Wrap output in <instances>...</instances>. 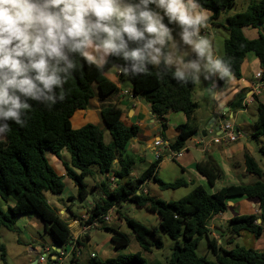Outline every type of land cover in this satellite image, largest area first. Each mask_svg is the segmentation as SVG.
Returning a JSON list of instances; mask_svg holds the SVG:
<instances>
[{"label": "trees", "instance_id": "trees-1", "mask_svg": "<svg viewBox=\"0 0 264 264\" xmlns=\"http://www.w3.org/2000/svg\"><path fill=\"white\" fill-rule=\"evenodd\" d=\"M236 0H197L199 9L208 11L211 16L207 22L212 26L226 8ZM226 30L229 34L224 44L221 60L229 68L228 75L241 78V66L246 54L254 53L260 61L262 81L264 82V0L253 2L246 11L228 16ZM261 28L256 40L248 39L245 28ZM83 66L77 70L65 85L66 97L50 109L43 104L31 102L32 107L23 117V126L9 122L10 130L0 141V201H4L7 210L0 207V229L5 228L17 232L16 223L27 215L37 216L44 224V230L55 245L66 247L72 240L71 229L58 211L43 196V192L62 195L64 182L47 159L50 152L63 163L65 176L78 187L79 197L87 196L85 179L93 176L92 166L96 165L105 182H101V194L95 203L90 222L103 217L111 209L123 203H132L138 208L158 215L159 228L149 230L134 219L124 217L125 224L132 232V237L140 247L151 253L163 248L160 230L173 241L172 256L166 264H264V251L254 248L232 245L228 241L223 246V236L214 237L210 223L217 215L227 212L229 202L245 198L259 203L258 213L236 216L222 227L221 232L234 238H256L264 236V171L248 154L244 157L247 173L257 177V181L249 185H231L217 192L210 193L207 188L194 185L184 179L173 183H165L155 177L158 163H153L142 177L133 181L130 177L133 159L124 157L128 143L136 138L139 129L127 127L123 121V111L114 103L118 93L117 86L111 82L106 73L112 64H123L121 60H110L103 69L80 61ZM122 82L129 81L133 86L135 97H142L150 105L152 113L162 124L163 132L168 129L167 115L171 112H182L188 122L179 129V136L170 149L180 152L197 132L193 128L199 104L193 98L195 81L178 82L170 70L163 67H150L147 73L135 76L121 72ZM224 78L219 81L222 85ZM96 96L102 101L101 116L111 142H105V133L99 127L88 124L80 129H73L71 119L78 110H85ZM243 99H238L237 107H241ZM255 140L264 139V104L258 103V116L255 122ZM67 151L71 156L68 163L62 156ZM264 157V146L261 148ZM117 162V163H116ZM118 168L115 169V165ZM199 174L206 178L209 187L213 188L220 178L218 169L210 162L197 164ZM115 177L117 187H109L110 177ZM155 180L162 191L177 190L193 186L191 192L177 201L165 202L143 194L140 186L147 180ZM12 200V201H9ZM117 213L120 214L119 211ZM261 220V223L258 221ZM112 235V242L117 250L130 244V237L119 229L106 228ZM251 237V238H248ZM206 238L208 253L200 257L197 250L200 242ZM1 259L5 261L6 249L0 248ZM212 254L215 260L208 258ZM90 264H163L150 263L141 253L118 256L115 259L99 261L93 258Z\"/></svg>", "mask_w": 264, "mask_h": 264}, {"label": "clouds", "instance_id": "clouds-1", "mask_svg": "<svg viewBox=\"0 0 264 264\" xmlns=\"http://www.w3.org/2000/svg\"><path fill=\"white\" fill-rule=\"evenodd\" d=\"M198 9L197 0H0V135L10 121L25 124L31 102H63L80 61L103 69L121 60L112 70L131 76L163 67L178 82L227 76Z\"/></svg>", "mask_w": 264, "mask_h": 264}, {"label": "crops", "instance_id": "crops-1", "mask_svg": "<svg viewBox=\"0 0 264 264\" xmlns=\"http://www.w3.org/2000/svg\"><path fill=\"white\" fill-rule=\"evenodd\" d=\"M200 10V9H198ZM208 13L207 19L211 16V13L208 11H204ZM206 19V20H207ZM206 22V21H205ZM204 22V23H205ZM203 23V24H204ZM208 24V22H207ZM209 24L207 25V27ZM210 27V26H209ZM203 27H200V33L203 32ZM261 32V28H245L244 34L250 40H256L259 38ZM262 72L260 61L254 53L246 54L245 61L241 66V78L237 79L232 75H227L221 77L219 74L213 77L214 83L211 85V91H215V96L212 99L214 101V105L212 104L213 113L203 116L202 118L197 113L195 117H193L192 124L193 128L197 130L198 136L196 133L187 143L185 147L186 152L183 157L179 160L171 161V160H162L159 161L158 167L155 172V177L159 178L161 172L164 171H173L177 172L179 176H177V180L184 179L188 182H191L194 185H199L207 188L210 193L217 192L218 190L231 186V185H247L245 182L247 179H253V175L247 173L244 157L245 155H249L258 163L260 166L263 163L264 157L262 155V161L260 154L256 155V149L252 146L251 140H255L253 138V134L255 133V122L258 116V103L264 104V89L260 92H254V84L258 82L256 79V75ZM107 78L113 82L117 88L118 93L113 98L114 103L123 111L124 118L123 121L127 127L136 126L139 129V133L136 138H133L127 145L124 151V157H128L135 161V164L131 168L130 177L133 181L139 180L142 175L151 167L153 163H157L156 153L161 151L164 155H167L171 149L170 144H173L177 137L179 136V127L186 124L188 122L187 116L182 112H171L167 115L168 120V129L163 132L162 124L159 119L152 113L150 105L146 102L142 97H135L133 94V86L129 82L126 85H122L123 82L120 79L121 71H116L109 69L106 73ZM224 78V82L222 85L219 84V81ZM124 91H132L133 97L125 96L122 93ZM243 99L241 103V107H237L238 99ZM195 100V97H193ZM196 101V100H195ZM197 102V101H196ZM198 103V102H197ZM102 101L99 99V96H96L93 100L90 101L89 106L85 110H78L75 112L74 116L71 119L73 129H80L88 124H93L99 127L104 131L106 128L104 120L101 116V108L100 105ZM256 104L255 111L252 112L253 105ZM200 107V106H199ZM200 108L198 109V111ZM216 118L215 125H219L220 123L230 121L233 123L241 132V138L231 144H220L214 145L209 144L206 148V151H203L201 148L197 147L194 144V141L201 136V131L207 126V124L211 121V119ZM250 129L252 131L251 135L245 129ZM105 133V131H104ZM109 133V132H108ZM110 135V134H109ZM161 139L164 143V146L161 148H155V142ZM264 140V139H260ZM111 142V141H110ZM264 143H262V147ZM62 152V156L64 157L66 162H70L71 159L67 158V155ZM67 152V151H66ZM47 155V154H46ZM52 158L55 156L52 154ZM56 158V157H55ZM57 159V158H56ZM57 164L62 166V168L58 169L57 174L64 178L65 182L67 177L65 176V169L63 167V163L57 159ZM201 162H210L213 164L220 173V178L216 182L213 188L209 187L208 182L205 177L198 173L196 166ZM117 163V162H116ZM52 166V165H51ZM118 168V165H115V169ZM260 168L264 171V167L260 166ZM176 180V181H177ZM153 178L151 180L145 181L140 189L143 194H147L150 196V188L152 182H154ZM165 183L166 182L163 180ZM255 183V182H253ZM252 183V184H253ZM100 184L94 186L95 190L98 192V196L105 198L101 194ZM249 185V184H248ZM191 190L193 186H188ZM185 187V188H188ZM190 190V191H191ZM175 191V190H173ZM58 196V197H57ZM56 197L58 199H56ZM53 199H47L48 203L58 211L61 218L68 223L72 236L74 238H78L77 240V250H79L76 255H72L69 259H66L63 264H67L70 260L69 264H90L93 258L99 261H107L111 259H115L120 256V250H117L112 242V235L109 233L106 228H109V224L113 222V216H117L118 220V228L123 232L122 227L124 224L123 217L121 214L117 213L119 208L122 206H117L114 209V215L111 217V222L106 223L104 220L99 222V229L95 232H105L107 237L105 236L104 242L101 245L94 243L93 236L94 233H90L86 237L80 236L83 228L85 226V220L87 217L92 215V212L95 208V203L98 199L93 200L90 204L89 208H86L83 212L76 213L72 207L81 208L82 200L75 199V197L71 194L70 197L65 196L64 192L62 195H56ZM157 199H160L157 197ZM67 200V202H65ZM1 202V201H0ZM232 204H228L229 209L227 212L217 215L213 218L210 229L213 232V236L216 237L217 230L221 229L226 225L228 221L233 219L236 216L247 215L252 213H258L259 203L257 201H252L245 198H239L231 202ZM13 203H9L8 205H12ZM80 204V205H79ZM8 205L5 203L0 205L3 211L7 210ZM58 207H62L59 209ZM137 207V206H136ZM243 207V208H242ZM241 209H246L247 214H242ZM238 213V214H237ZM156 215V214H154ZM156 219L159 221L158 215H156ZM30 220V221H28ZM19 225H22L21 228ZM32 225L35 229L42 228L44 229L43 222L35 215H27L21 217L17 220L16 227L17 232L26 230ZM221 225V226H220ZM26 226V227H25ZM21 229V230H20ZM116 229V228H114ZM45 231V230H44ZM16 233V232H14ZM27 233V232H26ZM46 233V232H45ZM80 236V237H79ZM133 238V237H132ZM217 238V237H216ZM36 240V239H35ZM18 244V249L20 252H23L22 248H25L27 254L24 256L27 258L28 264H35L36 259L40 256L44 255V250L46 248L59 249L61 246L52 245L45 246L46 244L41 243L40 241L36 243L33 241V244H26L24 247L23 243L20 241L16 242ZM21 243V244H20ZM4 247L6 249V255H8L7 247L3 245L1 242L0 248ZM67 250H69L70 246H66ZM140 253V252H138ZM95 256V257H93ZM101 257V258H100ZM55 259V254L52 255L51 260ZM38 264V262H37ZM52 264H58L53 261Z\"/></svg>", "mask_w": 264, "mask_h": 264}, {"label": "rangeland", "instance_id": "rangeland-1", "mask_svg": "<svg viewBox=\"0 0 264 264\" xmlns=\"http://www.w3.org/2000/svg\"><path fill=\"white\" fill-rule=\"evenodd\" d=\"M260 1L261 0H236L232 6L226 8L225 10L221 12L219 19L215 21L216 23L215 25L212 26L210 23H208L210 27L209 26L207 27L208 25L207 20L204 24L201 25L204 30L202 33H200V35L208 41V51L213 56L214 59L221 58V56L224 53L225 41L229 37V34L226 30L227 17L234 15V14L242 13L246 11L247 8L253 2H260ZM207 15L208 13H206V16ZM176 31H179V29H177ZM188 58L189 57L185 55L181 57V60H187ZM214 76L215 75H209V76L201 75L199 79L195 81V86L193 87V97H195V100L198 102L200 106L199 107L200 110L197 111V116L199 115L201 118L210 113L211 114L213 113L212 104L214 105L215 103L212 99L214 98L216 92L215 91L210 92V90H211V85L214 83V80H213ZM127 83H129V81L123 82L122 85H126ZM253 107L254 108H252V112L253 113L257 112V110L255 111V108L257 107L256 104L253 105ZM245 130H247L248 133L250 131L249 134L251 135L252 131L250 129L246 128ZM104 131H105V142L109 143L111 141V136L109 135L106 128L104 129ZM213 136L214 135H208V137L205 139V143L212 144L211 140L213 139ZM3 140H4V137L0 135V141H3ZM250 142L252 143V146L257 151L256 155L260 154L262 143H264V140H253V139L251 140V137H250ZM64 153L65 155H67V158L71 159V156L68 152L65 151ZM51 155L52 154L48 152L47 159L49 160V163L52 165V167L57 171L58 169L62 168V166L61 164L58 165L57 159L55 157L52 158ZM257 156H260L261 161H262V155L260 154ZM260 166L264 167V160ZM91 169L93 171V176L87 177L85 179V183L87 185V196L84 197V200H82L81 208L72 207L76 213L83 212L86 208H89L93 200L99 199L98 192L95 190L94 186L96 185V183L99 184L101 182H105V178L101 175L96 165H93ZM177 176H179L177 172L174 173L173 171H164L160 173L159 178L161 179L159 180H162V181L164 180L166 182L173 183L177 180L178 178ZM252 178L253 179L251 178L247 179L245 184L247 185L252 184L253 182H256L258 180L257 177L255 176H253ZM64 185H65L64 194L65 196H67V199L72 194L75 197V199L79 201L80 197H79L78 187L73 183V181L67 178V180L64 182ZM149 188H150L151 197L153 198L159 197L160 200H163L165 202L180 200L181 198H184L191 192L190 191L191 187L190 188L189 187L179 188L175 191L173 190L162 191L159 188L158 182L156 181L152 182ZM43 196L46 199H50V197L54 199L56 197V195L52 194L51 192H43ZM57 197L56 199H58ZM9 201H12V200H9ZM65 202H67V200ZM3 204H5V202L1 201L0 205H3ZM58 208L61 209L62 207H58ZM118 211L120 212L122 216L128 217L130 219H134L136 222L145 226L149 230H152L154 227L159 228V223L156 219L157 218L156 215L148 212L144 208H138L132 203H123ZM241 213L247 214V210L241 209ZM19 226L21 228L23 227L22 225H19ZM109 226H110L109 228H116V229L118 228V220H117L116 215L113 216V222H111ZM122 230L125 234H127L130 237V244L128 247L122 248L120 250L121 256L134 255L140 252L142 257L145 258L150 263L160 262V263L166 264L170 260L172 256L173 241L163 231L160 230V236L163 242V248L160 250H154L153 252L148 253L140 247V245L134 238H132V232L129 229V227L125 224V222L123 224ZM93 233H94V236H93L94 243L98 245H101L104 242L103 240L105 236L107 237V235L103 231H101L100 233L99 232H93ZM217 234L219 236H223V246L224 247H226L225 244L228 241L232 240L233 241L232 245L236 246L237 244H239L240 246H246V247L254 248L256 250L264 251V236L261 237L260 239L251 238V237H248L251 239L236 238V237L232 238L227 233L224 234L223 231L221 232V229L217 230ZM216 237L217 239H219L218 236ZM17 241H20L21 243H23L24 247L28 243L33 244V241H36V243L40 241L41 243L46 244L45 246H52L53 244L55 245L52 238L48 234H46L44 229L42 228L35 229L32 225H30L28 228L26 227V230L18 231L16 233L11 232L5 228H1L0 229V244L2 242L3 245L7 247L8 255H6L5 261H3L1 259V252H0V264H28L27 258L24 256L25 254H27V251L25 250V248H22L23 252H20V250L18 249V244L16 243ZM208 252H209L208 242H207V239L204 238L199 244L197 254L198 256L203 257ZM208 258H211V260H215L212 254L210 253L208 254ZM69 263H71L70 260L67 262V264Z\"/></svg>", "mask_w": 264, "mask_h": 264}, {"label": "built area", "instance_id": "built-area-1", "mask_svg": "<svg viewBox=\"0 0 264 264\" xmlns=\"http://www.w3.org/2000/svg\"><path fill=\"white\" fill-rule=\"evenodd\" d=\"M256 79L258 80V82L254 84V92H260L262 89H264V82L262 81V72L256 75ZM122 94L125 96L133 97L132 91H124ZM215 127L218 128L217 131L215 130ZM208 135H214L213 139L211 140V143L214 145L235 143L241 138L240 130L233 123H231L230 121L220 123L217 126L215 125L209 132H207L206 137H202V136H199V138L196 137L197 139L194 141V144L197 147L202 148L203 151H206V148L209 145L205 143V139L208 137ZM163 146L164 143L161 139H158L155 142V148L158 147L161 148ZM185 152H186L185 148L180 152L170 151L167 155H164L161 151H158L156 153L155 158L157 161H162V160L175 161L182 158ZM108 184L111 189H115L117 187L115 177L113 176L110 177ZM112 215H114V209H111L108 212V214L103 217L104 222L110 223ZM98 229H99V221L95 220L93 222H90V217H87V219L85 220V226L80 236L86 237L90 233L95 232ZM77 240L78 238H74L72 236V240L69 245L70 246L69 250H67L66 247H60L59 249H54V250H52L51 248H46L44 250V255L38 258V264H52L53 261H55L58 264H63L66 259H69L72 255H76V253L79 251L77 250L78 247ZM53 254H55V259L51 260Z\"/></svg>", "mask_w": 264, "mask_h": 264}, {"label": "water", "instance_id": "water-1", "mask_svg": "<svg viewBox=\"0 0 264 264\" xmlns=\"http://www.w3.org/2000/svg\"><path fill=\"white\" fill-rule=\"evenodd\" d=\"M198 12H199V10H198ZM198 12L196 14H198ZM215 123H216V118L211 119V121L207 124V126L203 129V131H201V136L206 137L207 132H209L215 126ZM215 130L217 131L218 128L215 127ZM196 136H198V133H196ZM61 180L64 181V178H61ZM229 204L231 205L232 203L229 202ZM258 223H261V220H259ZM37 262H38V258L36 259L35 264H37Z\"/></svg>", "mask_w": 264, "mask_h": 264}]
</instances>
